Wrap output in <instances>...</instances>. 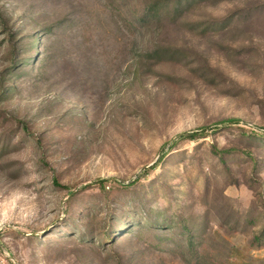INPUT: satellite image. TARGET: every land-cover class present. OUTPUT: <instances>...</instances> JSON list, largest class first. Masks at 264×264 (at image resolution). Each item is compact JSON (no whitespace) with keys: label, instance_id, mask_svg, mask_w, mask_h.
Wrapping results in <instances>:
<instances>
[{"label":"rangeland","instance_id":"obj_1","mask_svg":"<svg viewBox=\"0 0 264 264\" xmlns=\"http://www.w3.org/2000/svg\"><path fill=\"white\" fill-rule=\"evenodd\" d=\"M148 1L0 0V264H186L156 240L183 217L209 264H264V0L130 27ZM146 208L173 228L107 236Z\"/></svg>","mask_w":264,"mask_h":264},{"label":"trees","instance_id":"obj_2","mask_svg":"<svg viewBox=\"0 0 264 264\" xmlns=\"http://www.w3.org/2000/svg\"><path fill=\"white\" fill-rule=\"evenodd\" d=\"M205 0H149L144 8L141 11L140 16H135L134 21L128 23L130 27L141 26L144 28H152L158 22H162L164 19L176 22L178 21L183 13L192 5H196ZM225 24H219V27L224 26ZM6 26V24H5ZM218 26V25H217ZM44 32L40 31L36 38L33 37L32 44L34 46V52L37 51L38 40L37 37L40 38ZM16 46L14 50L16 51ZM32 56V55H31ZM27 65L34 66V59L33 57L28 58L25 60ZM17 59H14L12 67L8 68L6 72H12L14 76L18 70ZM23 70V69H21ZM4 92V91H3ZM218 127H216L215 132L218 131ZM204 134H202L199 130L194 132L183 133L180 135L179 140L185 139L186 141L190 142H198L202 139ZM256 139V137H254ZM213 152L220 155V160L225 162L226 160V151H219V149L213 146ZM235 151L228 152L229 155L233 154ZM225 154V155H224ZM100 186L104 190H106L105 180L99 181ZM112 209V208H111ZM111 212V211H110ZM156 215L152 216L151 211L146 208L145 210H136L135 212L129 211L125 212L124 214H116L112 213L107 221V236H124L135 233V231H147V232H157L160 231H169L172 229L173 226H169V221L172 223L173 219L169 218L168 220H161L160 216L161 213L157 212ZM152 216V217H151ZM126 221L122 223V220ZM170 223V224H171ZM191 224L185 220L183 217L181 220V226L179 230L176 231L175 236L176 238H170L168 236H157L156 240L159 244H167L168 249L174 248L182 254L183 259L185 260L186 264H200V263H208L202 253V246L204 239L202 238V231L203 227L195 232ZM83 224L80 226H75L77 228L83 229ZM90 228V227H89ZM86 229V228H85ZM105 236V235H104ZM212 264V263H211ZM214 264V263H213Z\"/></svg>","mask_w":264,"mask_h":264}]
</instances>
